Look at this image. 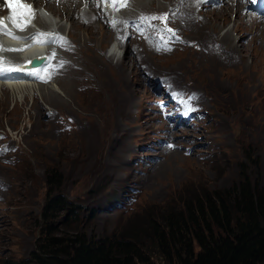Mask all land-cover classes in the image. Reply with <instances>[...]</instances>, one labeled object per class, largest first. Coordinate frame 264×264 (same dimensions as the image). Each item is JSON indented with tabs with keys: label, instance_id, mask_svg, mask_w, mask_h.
I'll list each match as a JSON object with an SVG mask.
<instances>
[{
	"label": "rangeland",
	"instance_id": "obj_1",
	"mask_svg": "<svg viewBox=\"0 0 264 264\" xmlns=\"http://www.w3.org/2000/svg\"><path fill=\"white\" fill-rule=\"evenodd\" d=\"M196 2V0H155L151 5V0H147L145 6L142 7L137 4V0H132L130 11L137 13L140 11H163L162 15H166L178 8L179 12L194 14L195 20L200 21L199 24L202 22L206 27L205 33L203 36L201 33L196 34L194 27L187 28L188 25L184 24L183 30L186 32V37L180 36L184 39L182 48L186 46L187 40L198 41L200 44L216 41V48L219 47V43L221 45L220 51L224 50L222 42L228 47H231V44L241 45L242 52H239V56L240 64H243L242 67L238 68L241 65H225L221 60L220 53L216 51L219 58L218 64L225 67H216L220 74L217 70L215 71L221 81L223 80L230 87L240 89L242 84H244L243 87L249 86L252 93L247 102L241 100L243 97L236 95V97L230 96L234 105L236 104L235 107L228 106L224 102L215 104L210 97V87L207 86L213 84L210 77L202 75L198 80L182 75L180 70L185 66L186 71L187 66L192 65L188 57L199 51L197 47L194 50L193 48L180 49L167 57L151 56L150 63L144 65L145 61H139L134 69L129 55L132 58H140V56L144 57V54L139 55L137 50L135 51L133 48L129 50L121 45L119 48H115L117 52L114 51L110 55L108 49L114 43L117 45L118 43L111 33L109 38L104 26L97 23L100 34H97L99 31H94V34L92 31H82L71 24L72 20L78 18V15H72V18L67 19L57 0L53 1L52 7L59 13L51 14L48 11L47 14L51 16L46 18L48 24H44L43 29L57 30L58 28L61 34L69 35L76 47L74 54L77 55L73 56L74 54L71 55V52L61 54L62 60H66L70 67L67 66L60 76L46 85L48 87H44L43 90L39 89L41 93L31 90V87L29 90L24 89L14 93L10 91L9 94L7 93L9 101L0 105L2 107L0 110V132H6L12 145L16 144L20 147V151L16 153L17 161L14 165L6 167L0 164V181L3 182L1 177L10 180L11 177L16 176L14 180H16L17 189V192L12 196L6 193L4 200L0 202V264L5 260L18 262L29 258L30 253L35 249L38 238L46 236L68 238L82 235L95 239L119 235L124 229L134 225L136 221L145 224L152 220L158 223L165 213L181 209L183 202L191 194L233 187L238 184L242 176L248 177L257 184L264 183V59L263 47L260 46L264 44V26L259 25L256 33L254 31L251 33L234 32L232 31V22L240 18L247 28H250L248 20L243 18L245 11L239 13L231 8L225 16L227 22L222 19L215 21L211 14H208L204 5ZM36 6L45 11L42 1ZM79 10H84V5L80 6ZM88 18L93 19L94 16L90 15ZM227 36L231 38L228 39ZM84 38L95 43L102 50V55L112 60L110 61L112 67L107 65L102 73L101 65L97 61L99 58H95L98 64L96 65L90 57L92 54L99 55L98 51L96 49L86 51L89 46L87 44L85 47L82 44ZM122 51L125 53L120 59L118 55ZM16 56L20 57V55ZM117 61L127 63L130 87L135 92L132 98L134 107H131V117L125 124L131 127L127 130L132 135L133 153L131 152L123 160L119 158V164H124L120 169L121 177L106 183V180L112 178L110 173L97 167L89 170L87 175H80L85 173L89 166H82L80 165L81 161L77 160L88 154L67 151L66 148L70 147L74 141L71 139L72 137L59 139L58 143L62 150L59 152V157H62V160L57 163L55 160V166H52L50 158L36 155L35 150L27 164L22 162L20 152L25 145L18 130H26L33 135L31 138H27V141H29V147L35 149V133L33 129L30 130L32 127L28 121V107L36 98L42 108L46 109L45 115H50L55 106H51L49 102L54 105L60 104L62 101L68 104L65 101L68 100L66 95L78 90V78L74 75V71L81 70L83 65L88 66L85 75L98 87L99 91L95 90L87 96H75V105L73 106L74 108H89L83 109L82 113L100 125L98 131L92 135L90 151H96L103 156L105 161H115L112 152L107 151L108 141L97 138V136L103 131L105 115L109 114L106 104L107 96L113 86L111 76H119L121 73L120 67L114 66ZM52 62L53 58L49 60V64ZM53 65L57 71H61L62 67L58 65L66 64L54 63ZM146 70L152 73L153 78L168 75L179 89L192 91L196 95H199L197 92L204 94L205 105L209 111L207 119L201 125L200 123L195 124L196 128L191 129L193 132L184 129L182 134L186 135L185 137L170 132L166 138L165 133L158 130L162 126L156 122L155 102H150L154 95L156 99H160L164 91L160 89L159 92H154L152 87L146 86V83L142 85L137 76L147 79V76L143 74ZM175 77L179 79L178 81L181 79L180 84L174 83ZM121 83L122 85L126 84L125 81ZM154 84H157L156 80ZM49 89H55L57 94L64 97L65 100L51 94ZM48 93L55 96L58 102L49 100ZM103 95L106 96L103 97ZM5 96L7 95L5 94ZM74 110L79 112L78 109ZM58 114L65 118L72 117L60 108ZM148 114L155 119L153 120ZM45 115L41 116L42 124ZM221 120L225 122L224 125ZM42 124L39 126L43 127ZM197 125L200 126L197 127ZM136 126H142L143 130L141 131L145 132L140 133ZM43 129L49 131L47 128L43 127ZM60 129L59 125V131ZM163 139L167 143H173L170 147L181 144L187 149L193 150V154L187 157L183 151H178L179 147L176 148L177 154L173 156L170 165L179 166V169L176 171L178 176L175 172L177 177L173 180L170 179L171 170L168 167H162L163 169L160 167L166 161L162 152L167 150V146L156 144ZM113 144L117 145V148L121 147L119 141ZM206 149L210 151H205ZM63 153L69 155H63ZM149 158H155V160L151 161ZM181 158L185 160V164L178 165L177 160ZM115 163L118 165V162L115 161ZM99 173L106 179L96 183ZM83 177L84 179H81ZM155 182L157 183L154 189L155 196L151 197L153 191L150 190ZM134 188L138 191L135 194V199L131 200L128 197L134 196V191H131ZM55 191H58L57 195ZM61 195V200L66 205L55 215V220L49 224V221L54 218L53 210L57 204L56 198L60 199ZM28 197L31 198L32 210L21 211V205H24L23 200ZM118 199L120 200L119 204L118 202L114 204ZM152 256L155 264H163L157 254L154 253Z\"/></svg>",
	"mask_w": 264,
	"mask_h": 264
},
{
	"label": "bare ground",
	"instance_id": "obj_2",
	"mask_svg": "<svg viewBox=\"0 0 264 264\" xmlns=\"http://www.w3.org/2000/svg\"><path fill=\"white\" fill-rule=\"evenodd\" d=\"M29 1L32 2L33 4H35L36 2V0H29ZM129 1L132 2V0H129ZM196 1H197L196 3L204 5V7L207 9L208 14H211V16L215 19V21L222 19L224 22H227V19L225 16L227 12L230 11L231 8H233L232 7L233 0H221V4L220 3L214 4L210 0H196ZM230 1H232V3ZM146 2L147 0H137V4L142 7L145 6ZM153 2H155V0H151V5H153ZM123 3H125V0L116 1V7L121 12V16L119 20L114 19L113 22H115V24H113V22L107 19L101 18L105 16V13L96 11L92 7L91 4L84 3V10H79L80 6L83 5L82 0H79V1L63 0L62 8H63L64 14L67 19L72 18V15L73 16L78 15V18L76 20H72L71 22V24L74 27H78L82 29V31L83 30L92 31L93 34H94V31H99L97 34H100V28L97 24V23H100L107 30L106 34L109 36V38L111 37L110 35L112 34L113 37H116L120 41V44L124 46L126 49L131 50L133 48V50L135 51L137 50V54L139 55L144 54L145 56L144 57L140 56V58H137V57L132 58L129 55L130 60L134 64V69H136V65H138L139 61H145V63H143L144 65H147V63H150L151 56L167 57L176 51H180V49L193 48L194 50L197 47L199 51L194 52L191 57H188L189 62L192 65L187 66L186 71L184 69L185 66L180 70L182 75L188 78H196L198 80H199V77H201L202 75L210 77L211 82L213 84H208L207 86L210 87V90H211L210 97L212 98V101H214L215 104L224 102L228 106L235 107L236 104L234 105L230 96L236 97V95H238L239 97H243L241 100L246 101V102L248 101L249 95L252 93V90L250 89L249 86L243 87L244 84H242L240 89L230 87L226 82H224L223 80L221 81V79L218 77L215 71L217 70L219 72V70L216 67H221V66L225 67L224 65L218 64L219 58H218V53L216 51L220 53L221 60L224 62L225 65L226 64L227 65H241L238 68L242 67L243 64H240V56H239V52H242L241 45L231 44V47H228L225 43L222 42V45H223L222 47H224V50L220 51L221 45L219 42H218L219 47L216 48V44H217L216 41H213V42L207 41L208 44H204V43L200 44L198 41L187 40L186 46L182 48L181 45L184 44V39L180 36L186 37V32H184L183 30V27L185 25H188L187 28L194 27V32L196 34L201 33V35L203 36L205 33L204 29L206 27H204V24L202 22L201 24H199L200 21L195 20L196 16L194 14L190 12H179L178 8L175 9V11H173L172 13L166 14V15H162L163 11H159V12L158 11H146V12L140 11L139 13H137V12H131L128 6L120 7V5ZM129 4L132 6V3H129ZM229 4H231L232 6H229ZM44 9L47 12L49 11L52 14L59 13V11L53 8L49 2L47 3V7ZM241 9H243V7H241ZM235 11L240 13V8L236 7ZM90 15L94 16V18L93 19L88 18ZM35 16L41 23H44L45 18H47V15L43 13L42 11L36 12ZM153 16L155 17L164 16V17H167V20L166 22H162L160 19L142 20V17H153ZM117 17L118 16H116V18ZM243 18L248 20L249 24L251 25L250 28H247V26L244 24V22L240 18L239 20H235L232 22L233 23L232 31L234 32L239 31L240 33H245V32L251 33L252 31H254V33H256L258 31L259 25L264 26V20L252 19V18H246V17H243ZM182 22L184 23L182 24ZM166 29H172V32L174 33V35L168 32ZM25 34L31 35L33 34V32L32 30L27 29L25 31ZM58 38L59 37H57V39ZM227 38L229 39L231 37L227 36ZM68 43H69L68 52H71V55H72L74 54L76 47L71 37H69ZM82 44L85 47L88 44L89 47L86 49V51L87 50L90 51L93 49H96L98 51L99 55L92 54L90 55V57H92V60L96 65L98 64L96 63L95 58H99L97 59V61L101 65V70L103 73L104 68H106L107 65H110V61L112 60L108 59L107 57H104L102 55V50L98 48L96 44L93 43L92 41L84 38L82 39ZM260 46L263 47V59H264V44H261ZM77 51H78V48H77ZM205 51L206 53L203 54V52ZM207 51L209 52L207 53ZM36 52H42V49L37 47V48H32L28 50L27 53L24 56H22L21 61H24V59H26V57L28 56H30L32 59H36L37 55L42 56V54H37ZM76 55L77 54H74L73 56H76ZM8 58L11 60L17 59L14 56H10ZM116 65L120 67L121 73L119 76H113V75L111 76V84L113 86L110 89L109 94L107 96L108 102L106 104V107L109 109V114L107 116L105 115L106 121L103 119V121H105V123L103 124L104 128H102L103 131L97 136V138L99 137L103 140L108 141L109 144L107 147V151L112 152L113 159L116 162H118V165L115 163V161H111V160L105 161L103 156L98 154L96 151L94 150L90 151L91 149V148L89 149V147H91L90 142L93 141L92 135L98 131L100 125H97L90 117H88V115L82 113L83 109H89V108H81V107L74 108L73 106L75 105V100H74L75 96L77 95L87 96L95 90L99 91L98 87L93 82L88 80V77L85 75L87 73V68H88V66L86 65H83L81 70L74 71V75H76L78 78V81H77L78 90L75 93L70 92L68 95H66L68 100H65L64 97L59 96L55 89H49L51 91V94L57 96L60 99H64L65 101H67L68 104H65L63 101L60 104H56V105L49 102L51 106H55L53 107V112L50 115H45L46 109L42 108V106L37 101L38 99L36 98H34L31 106L28 107L29 108L27 112L28 121H30V124L32 127L30 128V130L33 129L35 133V136H34L35 149L34 147L30 148L29 141H27V138H31L33 135L30 132H27L26 130H18V133L22 137V140L25 145L24 148H22L20 152V158L22 162H25V164H27L31 160L32 155L35 150L36 155H41L44 158H50L52 160V166H55V160H56V163L57 161L62 160V157H59V152H62V150L60 149L61 147L59 146V143H58L60 141L59 139L72 137L71 139H73L74 141L72 142V144H70L71 145L70 147L66 148L67 151L68 152L69 151L79 152L81 154H84L85 152L86 154H88L87 156L84 155L85 157L77 160V161H81L80 165L89 166L88 170L85 173H82L80 175H87L89 173L88 172L89 170L97 167L98 169H103L107 171L108 173H110V176L112 178H110V180H106V183H108V181L118 180L121 177L120 169L121 167H123L124 164L122 163L119 164V158L120 160H123L131 152L133 153L132 146H131L132 135L127 130V129H130L131 127L125 124L129 121L131 117V113H132L131 107L132 108L134 107L132 98L134 97L135 92L130 87V79H129L127 63L123 61L121 62L117 61L115 62L114 66L117 67ZM48 70L49 69L46 70L43 76L47 74ZM143 74L147 76V79H141L140 76H137L138 80L139 79L141 80L142 85L146 83V86L149 85L153 89L155 87L153 79L160 80L166 86V89H164L165 92L170 90L172 93H175V94L182 93L183 95H186L188 102L192 105L195 111L207 118L209 111L205 105L204 94L196 91L200 95L199 96V95H196V93L192 91L188 92L184 89L177 88L173 84L172 79L168 75L158 76L156 78H153L152 73L147 70L144 71ZM5 77H6L5 74L0 75V78H5ZM22 78L23 79L20 83H16V82L9 83L8 84L9 86L0 87L1 89L0 105L2 103H7L9 101L8 94L10 93V91L14 93V92H19V90H24V89L29 90L28 84L35 83V81L31 79H36L37 81L40 79L33 74H31V76H25ZM173 80L175 84H180L181 79L180 81H178L179 79L175 77ZM40 81H45V80L40 79ZM122 81H125L126 84L122 85L121 83ZM39 87L40 88L33 86V88L31 87V90L39 91V89L41 90L45 89L43 86L42 87L39 86ZM45 87H48V86H45ZM146 92L148 91L146 90ZM5 94L7 96H5ZM53 95H50V93H48V96L50 97L48 99L51 101L58 102V99ZM105 96L106 95H103V97ZM151 99H152L151 101H155L156 98L152 96ZM59 108L62 109L64 113L70 114L74 120L72 119V117L65 118L64 116L62 117L59 116L58 114ZM74 109H78L79 112L77 113ZM0 110H2L1 106H0ZM42 115H45L43 124L42 122H40ZM102 117L104 118V115ZM140 117H142V114H140ZM149 117H152V116L149 115ZM137 118H139V115H137ZM152 118L153 120L155 119V117H152ZM174 121L175 120H173V118H171L169 115H164L162 124L160 125L162 126L161 129L168 131V130L176 128L177 123H173ZM221 122H222V125L225 124L223 120H221ZM39 124H42V126L44 128H47L49 131H45L43 127L39 126ZM59 125L61 126L60 131H59ZM136 127L138 128L140 133L145 132V131H141L143 130L142 126H136ZM177 130H179V132L182 134L184 129L179 128ZM188 132H192V130L191 131L189 130ZM165 136H169V134L167 135L165 134ZM164 139H163V142L167 146L166 147L167 150L163 151L162 155L166 161L160 167L161 168L168 167L171 170L170 179L173 180L178 176V173L176 171L179 169V166H174L173 164L170 165V162H172L173 156L177 154L176 148L179 147L178 151L179 152L183 151L184 155L187 157L193 154V150L189 148L187 149L186 147L184 148V146L181 144L173 145L172 147H170L173 143L172 142L167 143ZM186 140L188 139L186 138ZM117 141H119V145H121V147L117 148V145L113 144ZM158 145H162V144H158ZM19 151H20V147L16 144L12 145V142L8 138V134H6V132L4 131L0 132V164L6 167H10L14 165L17 161L16 153ZM205 151H210V150L206 149ZM63 155L68 156L69 154L63 153ZM149 159L151 161L155 160V158H149ZM177 161L179 162L178 165L185 164V160L183 158ZM124 163L127 164V162H124ZM198 165L201 167L200 164ZM175 172L177 173V176L175 175ZM97 176H98L97 178L98 181H96V183H98L100 180L106 179L104 175H101V173L97 174ZM1 178L4 183L0 181V202L4 200V196L6 193L12 196L14 193L17 192L16 183H15L16 180H14L16 176H14L13 178L11 177L10 180L5 179L4 177H1ZM81 179H84V177ZM156 186H157V183L156 182L153 183L152 188L150 190V191H153L151 193V197L155 196L154 189ZM134 190L137 193L138 189L134 188ZM61 197L62 195L60 196V199ZM128 198H130V196ZM30 200H31L30 197L26 199L24 198L23 200L24 205L23 206L21 205V211L32 210V203ZM117 202L119 204L120 200L118 199L114 204H117ZM105 217H108V216L105 215Z\"/></svg>",
	"mask_w": 264,
	"mask_h": 264
},
{
	"label": "trees",
	"instance_id": "obj_3",
	"mask_svg": "<svg viewBox=\"0 0 264 264\" xmlns=\"http://www.w3.org/2000/svg\"><path fill=\"white\" fill-rule=\"evenodd\" d=\"M58 191H55L57 194ZM55 215L64 208L56 198ZM264 264V183L191 194L181 209L124 229L119 235L38 238L29 258L2 264Z\"/></svg>",
	"mask_w": 264,
	"mask_h": 264
},
{
	"label": "clouds",
	"instance_id": "obj_4",
	"mask_svg": "<svg viewBox=\"0 0 264 264\" xmlns=\"http://www.w3.org/2000/svg\"><path fill=\"white\" fill-rule=\"evenodd\" d=\"M29 1V0H28ZM212 3H214V4H219V3H221V0H210ZM257 1H260V2H262V1H264V0H256V2ZM30 2V1H29ZM231 3H232V1H230ZM252 2H253V0H233V6L231 5V4H229V6H232L233 7V9L235 10L236 9V7H238V8H240V13H241V11H245V16L243 15V17H246V18H252V19H260V20H264V4H262V6H258V7H253V5H252ZM32 3V2H31ZM83 3V2H82ZM84 3H86V4H91L90 3V0H85V2ZM129 3H132L131 1H129ZM39 3H38V0H36V2H35V4H34V6H36V5H38ZM84 5V4H83ZM92 5V7L96 10V11H98L96 8H95V6L93 5V4H91ZM51 6H52V4H51ZM82 6V5H81ZM47 6H45L44 8H46ZM63 7V6H62ZM61 7V9H63ZM128 7L130 8L131 7V5L129 4L128 5ZM241 7H243V9H241ZM36 8H37V6H36ZM38 9H40V8H38ZM45 10V9H44ZM46 15H47V17H50L51 15L50 14H47V11L45 10V11H43ZM52 14V13H51ZM66 37H67V39H69V35H65ZM114 39H116V41H117V43H118V45L116 44V43H114L112 46H111V48L110 49H108V53L110 54V55H112L113 54V52H114V50H115V48L117 47V48H119V46H121V44H120V41L116 38V37H114ZM124 47V46H123ZM34 48V47H33ZM68 48H69V46H68ZM68 48L67 49H65V50H59V52H58V56L56 57V59H57V61H60V62H63L64 64H66V65H61L60 67H62L61 68V71H57V70H55V71H53V73L52 74H49V73H47V75L48 76H50L51 78L49 79V80H47V82H43V83H41V82H35V83H29L28 85H29V87H32V86H37V84H38V86H43V87H45L46 85H48V84H50L53 80H55V78L56 77H58V76H60V74L63 72V71H65L66 70V68H67V66H69L70 67V65H68V63L66 62V60H62V57H61V54L63 53V52H67V53H69L68 52ZM125 48V47H124ZM32 49V48H31ZM30 50V49H29ZM28 51V50H27ZM27 51H25L24 52V54L22 55V56H24L26 53H27ZM116 51V50H115ZM125 51H126V49H125ZM125 51H122V52H119V58L120 59H122V57H123V55H124V53H125ZM117 52V51H116ZM22 56H20L21 58H22ZM114 56V55H113ZM117 56V55H116ZM72 58V57H71ZM157 81V84L155 85V87L153 88V91L154 92H159L160 91V89H163V95L161 96V98L160 99H155V101H150L151 103L152 102H155V108H156V122L159 124V125H161V123H162V121H163V115L161 114V111H165V113H166V115H169L171 118H173V120H175V122L177 123L176 125H177V127L176 128H174V129H171V130H168V131H165L164 129H161V128H159L158 130L160 131V132H164L166 135L167 134H169L170 132L171 133H176V134H178L179 136H181V137H185L186 135H182L180 132H179V130H177V129H179V128H182V129H185V130H187V131H191V129H193V128H196L194 125L195 124H199L200 123V125L204 122V120L205 119H207L206 117H204L203 115H201L200 113H197L196 111H195V109L192 107V105L188 102V100H187V96L185 95V97H184V99H185V102H187V105H185V106H183V107H180V108H174L172 105H166V106H164L163 108H160V109H158L157 110V108H158V105L160 104V102H162L163 100H165V98H167L168 97V94H167V92H165V90L164 89H166V86L160 81V80H158V79H153V82L154 81ZM2 85L0 84V87H1ZM148 87H149V85H147ZM154 97H155V95H154ZM156 98V97H155ZM160 101V102H159ZM200 125H197V127L198 126H200ZM193 132V131H192ZM166 138H168V136H165ZM191 137V136H190ZM158 144H162V146L164 145V142H163V140H160V141H158ZM158 144H156V145H158ZM185 148V147H184ZM131 191H134V196H130V199L132 200V199H135V194H136V191L134 190V189H131ZM127 205V204H126Z\"/></svg>",
	"mask_w": 264,
	"mask_h": 264
},
{
	"label": "snow or ice",
	"instance_id": "obj_5",
	"mask_svg": "<svg viewBox=\"0 0 264 264\" xmlns=\"http://www.w3.org/2000/svg\"><path fill=\"white\" fill-rule=\"evenodd\" d=\"M253 2L255 3L256 0H253ZM125 6H126V0H125V3H123V4L120 5V7H125ZM9 7H11V4H9ZM113 8H114V10H119L116 7L115 0H113ZM29 15H31V14H29ZM9 19H12V18L9 17ZM148 19H152V20L160 19L162 22H166L167 17H164V16H161V17H155V16H153V17H142V20H148ZM113 24H115V22H113ZM16 26L22 31L25 25L17 24ZM166 30L174 35V33L172 32V29H166ZM0 32H3V34L10 36L12 39H16V40L21 39L19 37L12 36V34L10 32H7L2 26H0ZM28 39H32V40H34V41H36L37 43H40V44H45L51 38L48 37L44 33H37V34H35L32 37H26V38H24L25 42ZM31 46L32 45H29V47H31ZM6 50L7 51H24L25 49H6ZM168 50H170V49H168ZM54 57H55V53H52V55L50 57H48V59L51 60ZM17 71H20V68H18V67H12L10 65H6L3 62H0V75L5 74V73L17 72ZM33 75L37 76L40 79L45 80V82H47V79H50L51 78L50 76H46V77L45 76H41L40 75V71L33 72Z\"/></svg>",
	"mask_w": 264,
	"mask_h": 264
},
{
	"label": "water",
	"instance_id": "obj_6",
	"mask_svg": "<svg viewBox=\"0 0 264 264\" xmlns=\"http://www.w3.org/2000/svg\"><path fill=\"white\" fill-rule=\"evenodd\" d=\"M41 60H38V59H32L31 61H30V63L28 64V66H37V65H39V64H41Z\"/></svg>",
	"mask_w": 264,
	"mask_h": 264
}]
</instances>
